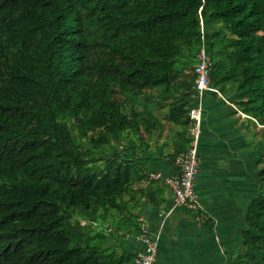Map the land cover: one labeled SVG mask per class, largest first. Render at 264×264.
I'll return each instance as SVG.
<instances>
[{
  "label": "trees",
  "instance_id": "1",
  "mask_svg": "<svg viewBox=\"0 0 264 264\" xmlns=\"http://www.w3.org/2000/svg\"><path fill=\"white\" fill-rule=\"evenodd\" d=\"M203 44L264 142V0H0V264H136L110 239L166 183L102 149L162 128L152 104L190 130ZM246 223L227 264H264V191Z\"/></svg>",
  "mask_w": 264,
  "mask_h": 264
},
{
  "label": "crops",
  "instance_id": "2",
  "mask_svg": "<svg viewBox=\"0 0 264 264\" xmlns=\"http://www.w3.org/2000/svg\"><path fill=\"white\" fill-rule=\"evenodd\" d=\"M205 92L200 100L194 89L188 107L202 106V131L199 141V172L195 189L201 203L199 212L179 206L173 208L174 193L159 181L145 180L147 195L135 210L141 224L151 234H159L154 264H227L244 250L243 232L248 228L249 203L264 181L259 178L258 160L264 154V142L255 135L254 120L235 102V91L225 94ZM151 110L161 119L162 128L150 134L125 133L133 145L122 140L105 145L103 152L122 150V157L134 161L145 173L176 175L177 162L189 146V128L168 120V106ZM189 117V116H188ZM168 214V215H167ZM167 215V216H166ZM122 242V249L137 255L144 249L139 235L120 236L110 243Z\"/></svg>",
  "mask_w": 264,
  "mask_h": 264
},
{
  "label": "built area",
  "instance_id": "3",
  "mask_svg": "<svg viewBox=\"0 0 264 264\" xmlns=\"http://www.w3.org/2000/svg\"><path fill=\"white\" fill-rule=\"evenodd\" d=\"M195 80L193 89L201 100L207 91H213L221 94L217 87L211 84L210 78V55L206 44H203L198 53V62L194 67ZM191 126L189 130L190 142L187 150L181 154L177 162L180 170L176 175H162L161 173H152L151 176L156 179H162L174 193L175 207H185L195 210L201 209V203L198 193L195 189V180L199 172V141L202 131V106L189 108L188 112ZM168 215V214H167ZM166 215V216H167ZM141 239L144 242V249L137 253L135 257L136 264H154L159 245V234H151L146 226L141 224Z\"/></svg>",
  "mask_w": 264,
  "mask_h": 264
}]
</instances>
